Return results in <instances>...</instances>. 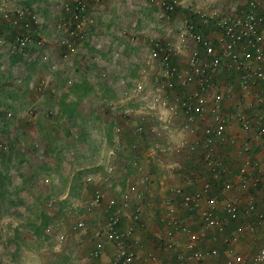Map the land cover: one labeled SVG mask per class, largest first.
Wrapping results in <instances>:
<instances>
[{
    "label": "built area",
    "instance_id": "obj_1",
    "mask_svg": "<svg viewBox=\"0 0 264 264\" xmlns=\"http://www.w3.org/2000/svg\"><path fill=\"white\" fill-rule=\"evenodd\" d=\"M54 1L47 41L38 33L35 5L3 0L0 24L10 30L8 40L0 35V46L7 56L38 60L55 72L61 70L55 57L68 62L86 44L98 48L93 42L103 1ZM141 1L157 6L165 26L146 39L133 61L134 74L112 85L117 98L111 104L123 107L125 115L124 129L113 139L125 142L132 157L113 153L100 177L84 178L89 198L73 203L85 214L98 210L101 218L89 264H100L103 254L107 264H163V259L202 264L219 253L216 245L202 248L206 240L222 244L223 264H264V232L250 255L238 247L245 233L264 227L259 193L264 167L249 156L253 147H264V0H197L184 6L179 0ZM119 54L112 51L111 58ZM48 84V77H39L33 90ZM36 108L29 106L19 118L30 122ZM228 133H242L240 143ZM226 148L240 158L235 168L224 158ZM0 149H6L2 141ZM122 176L123 186L113 189ZM85 222L76 217L70 231ZM54 232L52 224L44 229L61 242L64 234Z\"/></svg>",
    "mask_w": 264,
    "mask_h": 264
},
{
    "label": "rangeland",
    "instance_id": "obj_2",
    "mask_svg": "<svg viewBox=\"0 0 264 264\" xmlns=\"http://www.w3.org/2000/svg\"><path fill=\"white\" fill-rule=\"evenodd\" d=\"M106 1L107 6L104 7L103 3L96 18L98 32L93 43H98V48L86 44L83 53L71 57L68 62H60L55 57L61 70L51 72L38 60H10L4 52L0 53V141L6 146L5 150L0 149V262L4 264H45L43 261L60 257V251L75 242L71 240L73 235L68 233L60 243L43 236V228L53 220L52 212H57L59 217L62 215L66 221L84 216L85 223L94 227L95 234L100 226L101 218L96 217L98 210L88 214L80 209L73 210L70 199L58 202L61 206L58 210L53 202L51 208L45 203L55 199L53 196L67 187L70 188L67 194L78 199L82 176L86 173L103 174L101 164L70 169V156L74 154L75 158H81L89 155V151H96L95 148L87 150L94 147L89 140L99 141L97 137L101 133H122L124 108L111 104L117 98V88L112 85L119 77L134 74L133 61L145 48L146 41L142 44V39L162 33L165 26L157 19L158 12L153 5H146L141 0ZM2 2L0 0V4ZM20 2L36 6L41 21L40 36L48 41L54 19L50 5H55V1ZM6 29L5 39L9 37L10 27ZM116 50L120 54L112 59L111 53ZM91 53L96 55V61ZM49 76L53 78V86L48 84L41 92L33 90L39 77ZM29 106L37 108L33 120L27 122L18 115ZM6 111L11 112L10 118L5 117ZM114 142L120 149L118 156L132 157L125 142L118 143L116 139ZM61 150L66 153L64 157L67 158L62 159L65 163L59 159ZM157 167L166 169L165 166ZM163 174H166L164 170ZM69 176L70 185L67 186ZM45 178L52 185L50 193L43 197L35 191L39 189L37 185L43 186ZM89 244L84 246V249L87 247V259ZM256 245L252 243V248ZM82 255L79 258L76 254L77 264H86Z\"/></svg>",
    "mask_w": 264,
    "mask_h": 264
},
{
    "label": "crops",
    "instance_id": "obj_3",
    "mask_svg": "<svg viewBox=\"0 0 264 264\" xmlns=\"http://www.w3.org/2000/svg\"><path fill=\"white\" fill-rule=\"evenodd\" d=\"M102 1L104 3V7H106L107 1L106 0H102ZM195 1H197V0H179V3L181 6H184V5L188 4L189 2H195ZM153 6L155 9H157V12H158L157 6H155V5H153ZM50 7H52V6L50 5ZM52 10H53V7H52ZM157 15H158V13L156 14V17H157ZM40 28H41V25H39V27L37 28L38 33H39ZM6 33H7L6 26L1 23L0 24V35H4V39H5ZM151 34H152V30L150 31L149 35H151ZM160 34H162V33H160ZM8 39H9V37L7 38V40ZM145 41H146L145 39H142V44ZM3 48H5L4 45H3V47L0 46V53L4 52ZM1 49H2V51H1ZM5 55H6V53H5ZM8 57H10V60H13L15 58H20V59L24 60V58L19 57V56H15V55H11V56L8 55ZM49 84L51 86H53V78L51 76H49ZM117 122H121V121L117 120ZM228 134L235 135L236 138H238V136L242 135V133H228ZM113 137H114V133H101V135L97 137L99 139V141H95L93 139L89 140L91 143L94 144V147L91 146V147L87 148V150L95 148L96 151H93V152L89 151V155H86L85 157L75 158V155L70 153L72 155L70 156V162L69 163H71V164H70L69 168L70 169L87 168L88 166H93L95 164H101L102 168H103L104 164L108 163L111 160L113 153H115L118 150V148L115 147V142H114ZM79 138H81V137H79ZM93 138H95V137H93ZM76 142L79 143L80 140L77 139ZM239 143H240V138L237 139L236 145ZM109 152H111V154H109ZM223 153H224V158H226L228 161L231 162L232 168H235L236 165H238V163L240 162V158L236 154V151L234 150V148H226L225 151H223ZM65 154L66 153L63 150H61V152H60L61 156L59 159L62 161V163H65L62 159L67 158V157H64ZM85 154H87V153H85ZM117 154H118V152H117ZM249 154H250L249 156L251 157V159L256 160L260 164L261 167H264V147L263 146L253 147L252 151ZM101 173H103V171H101ZM73 174L74 173H71L70 175H73ZM88 175H89V173H86L82 176V190L80 191L81 192L80 198L75 199V198L70 197L67 194V190L68 189L70 190V188L67 187L70 185V184H68V182L70 183V176H69L68 177L69 181H68V179L66 180V184H67L66 189L67 190L62 191L60 194H57L56 196H53L55 199L48 200L46 202L47 204L45 203L46 207L51 208L50 203L53 202V206H56V209L58 210L61 207L58 202H62V201H66V200L70 199V206L73 210H75V208L73 206L74 202H79L80 200L85 201L89 198V194H88L89 185H85V183H84V178ZM96 176L98 177L101 175L96 174ZM123 178H124V176H122L120 179L115 180L112 188L116 189L120 186H123V181H121V179L123 180ZM168 180H170L171 182H176V178H174V177H171V178L169 177ZM43 182H44L43 186L37 185V187H39V189H37L38 191H35V192H37V195L39 194V195L44 197L45 195H48L50 193L51 190L49 188L51 187L52 184H50V185L48 184L47 178H45L43 180ZM262 192L264 193V177L262 179V183H261L260 188H259V193H262ZM53 194L55 195V193H53ZM106 194H109V190L106 191ZM23 195H26V193L25 194L23 193ZM62 209L63 208H61V210ZM56 213L57 212H52L53 220L49 224L54 225L55 232L59 230L61 233H63L64 239H65L67 233L73 235L71 237V240H74L75 242H73L71 244L69 243L68 247L62 249V251H60V253H59V255H61L60 257H57L56 259L54 258L53 260H51V259L45 260L43 262L45 264H77V261L79 259L76 258V254H78L79 258L83 254L82 255L83 263L86 262V264H87L88 259L85 256V253L87 251V247L84 249V246H86V244L88 245L89 242H90L89 245L90 246L92 245V239L94 237L93 235L95 234V232L93 231L94 227H92L91 225H88V223H85V225L81 229H79L77 232H72V231H70L69 226H70L71 222L73 221V219L67 218L68 220L66 221V220H64V217H62V215H60V217H59V216H57L58 214H56ZM49 224H46V226ZM45 227L43 228V236L56 240L53 236V233L51 235H46L44 233ZM150 227H151V225H150ZM144 229H146V228H144ZM263 232H264V227L259 229V230H255L253 233H245L240 238V241L238 243L239 250L242 252L247 251V254L246 253L245 254L250 255V253H252L255 249V248H252V243H254V244L260 243V241L263 238V235H262ZM142 234H144V236H145L146 235L145 231H142L141 233H139V235H141V238H142ZM146 238H145V241H147ZM143 240H144V238H143ZM213 245L218 246V248H219L218 255L214 258H208L202 264H223L225 253H224V249L222 248L221 243H219V242L211 243L210 241L206 240V241H203L200 246L202 248H208V247L213 246ZM250 250H252V251H250ZM82 260H80V261H82ZM99 260H100V264H107L108 263V256L103 254ZM41 264H43V263H41ZM163 264H166V261L164 259H163Z\"/></svg>",
    "mask_w": 264,
    "mask_h": 264
}]
</instances>
